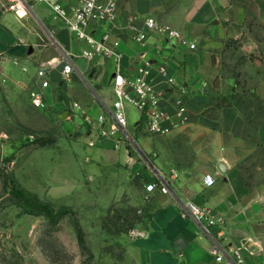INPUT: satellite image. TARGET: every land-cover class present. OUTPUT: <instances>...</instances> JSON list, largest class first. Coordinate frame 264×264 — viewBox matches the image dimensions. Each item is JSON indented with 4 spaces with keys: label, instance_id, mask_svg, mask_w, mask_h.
Here are the masks:
<instances>
[{
    "label": "crops",
    "instance_id": "0c3cea01",
    "mask_svg": "<svg viewBox=\"0 0 264 264\" xmlns=\"http://www.w3.org/2000/svg\"><path fill=\"white\" fill-rule=\"evenodd\" d=\"M8 1L0 0V50L6 54L0 66V96L31 103L30 91L40 81L37 69L45 63L51 68L48 105L31 104L51 116L66 114L69 122L77 121L84 131L82 122L95 123L105 103L114 99L117 62L106 56L87 60L82 52L89 48L88 42L54 18L47 4L35 3L30 16L20 20L6 9ZM63 2L76 5L79 0ZM257 2L264 6V0H117L116 23L102 28L100 33H110V40L120 38L125 74L135 75L145 54L152 61H164L169 73L190 88L191 122L187 126L165 135H149L134 124L130 130L138 152L112 138L90 145L86 133L84 140H74L80 143H75L79 150L83 146V152H76L75 146L73 156L64 155L65 170L73 168L81 177L87 173L93 180L94 196L101 201L99 210L124 194L126 189L119 180L127 177L131 165L145 172L149 180L157 168L176 170L171 191H158L148 201V216L141 222L147 235L125 242V264H221L208 249L209 238L188 215L186 200L207 206L224 218L229 229L227 247L247 241L242 264H264V178L250 183L244 173L246 160L264 152V42L232 44L233 39L248 34L243 30L246 4L254 3L253 15H258ZM132 14L139 16L140 27L148 16L178 27L196 48L170 42L157 33H151L142 44L124 29ZM41 34H53L76 55L77 70L70 78L64 79L57 56L44 60ZM253 53L257 54L255 63L250 59ZM152 76L159 86H166L155 71ZM240 79L255 86L244 91L238 86ZM204 82H208L206 88ZM254 89L256 94L251 93ZM72 102H79L78 113L71 109ZM62 141L56 145L64 147ZM143 163L149 168L143 169ZM207 174L215 179L214 184H206ZM110 179L113 183H108Z\"/></svg>",
    "mask_w": 264,
    "mask_h": 264
},
{
    "label": "rangeland",
    "instance_id": "374dc122",
    "mask_svg": "<svg viewBox=\"0 0 264 264\" xmlns=\"http://www.w3.org/2000/svg\"><path fill=\"white\" fill-rule=\"evenodd\" d=\"M254 6L246 4L243 30L248 34L233 39L234 46L238 47L242 40L264 42V6L257 2L258 15H253ZM255 57L257 54L253 53L250 58L254 63ZM241 80L238 86L244 91L255 86ZM251 93L256 94V90ZM127 110L132 129L140 113L130 105ZM79 126L75 120L69 122L66 117L51 116L46 109L34 108L29 100L0 96V264H125L124 244L129 230L141 224L150 209L144 199L149 179L131 165L127 177L119 180L126 189L121 198L97 209L101 201L94 196L97 188L89 174L81 177V172L73 168L65 170L64 155L73 156L75 146L76 152H83V146L79 150L75 145L79 142L74 140H84L88 132ZM58 140H64V147L56 145ZM139 158L144 161L142 156ZM244 165L248 182L264 178V152L249 157ZM142 168L149 166L143 163ZM108 183H113L112 179ZM97 186L102 188L103 184ZM16 188L25 189L34 201L48 202L56 210L68 208L74 214L50 220L15 197ZM137 215L142 221L134 223ZM76 219L84 228L88 251L79 245Z\"/></svg>",
    "mask_w": 264,
    "mask_h": 264
},
{
    "label": "built area",
    "instance_id": "2783aa9c",
    "mask_svg": "<svg viewBox=\"0 0 264 264\" xmlns=\"http://www.w3.org/2000/svg\"><path fill=\"white\" fill-rule=\"evenodd\" d=\"M37 2L47 4L54 18L61 20L77 38L88 42L89 48L82 52L87 60H93L96 56H106L112 57L118 64L112 82L114 99L110 103H105V110L95 118V123L82 122L85 131L90 135V145L102 139L112 138L117 144L138 152L137 139L129 127L127 110L129 105L139 111L140 118L136 124L144 128L149 135L169 134L191 122L188 106L189 85L170 74L164 61H152L142 54L144 58L138 65L135 75H127L122 71L123 52L120 38L110 40V33H100L102 28L116 23L117 0H79L76 5H66L63 0H9L6 9L18 19L23 20L30 16ZM138 18L137 14H132L124 29L130 30L133 37L142 44L148 40L151 33H157L170 42L188 44L192 49L197 46L195 42L185 38L182 31L172 24L161 22L155 16H148L144 21V27H140L137 23ZM40 39L45 49L50 46L56 48L61 73L64 79L70 78L77 70L74 59L76 55L67 51L53 34H41ZM5 58L6 54L0 50V66ZM154 71L166 86H159V82L153 79ZM37 77L40 80L39 86L30 91V100L34 106L45 108L48 105L47 93L51 84V68L43 63L37 69ZM207 86L208 82H204L203 87ZM80 108L79 102L71 103L73 111L76 112ZM176 177L175 169L170 172L160 168L154 170L153 178L145 184L144 199L149 201L158 191L169 193ZM205 182L207 185H212L215 179L207 174ZM184 205L199 230L209 238L208 249L217 262L242 264L245 261L247 241L227 247L225 241L228 238L229 229L222 216L194 200H186ZM147 233L148 229L145 226L135 225L129 230L128 240L143 238Z\"/></svg>",
    "mask_w": 264,
    "mask_h": 264
},
{
    "label": "trees",
    "instance_id": "16d2710c",
    "mask_svg": "<svg viewBox=\"0 0 264 264\" xmlns=\"http://www.w3.org/2000/svg\"><path fill=\"white\" fill-rule=\"evenodd\" d=\"M44 142V141H43ZM14 196L20 199L21 201L24 202V204L29 207L33 211L40 212L44 214L47 218L50 220H55L62 215L66 213H73L71 209L68 208H62L59 210H56L53 206H51L48 202L42 201V200H37L34 201L28 196V192L25 189L22 188H16L13 190ZM135 211H138L135 209ZM142 221V218L137 215L134 219V223H139ZM75 230L77 233V238L80 247L82 248L83 251H88V244L86 242V237H85V231L83 226L81 225L80 221L76 219L75 221Z\"/></svg>",
    "mask_w": 264,
    "mask_h": 264
},
{
    "label": "water",
    "instance_id": "95a60500",
    "mask_svg": "<svg viewBox=\"0 0 264 264\" xmlns=\"http://www.w3.org/2000/svg\"><path fill=\"white\" fill-rule=\"evenodd\" d=\"M57 54H58V52H57L55 47H53V46L48 47L45 51V54H44V60H47L52 56H57ZM65 116H66V114L60 115V118H64Z\"/></svg>",
    "mask_w": 264,
    "mask_h": 264
}]
</instances>
